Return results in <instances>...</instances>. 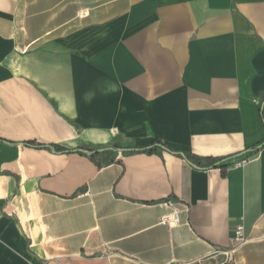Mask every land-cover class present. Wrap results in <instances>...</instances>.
Returning a JSON list of instances; mask_svg holds the SVG:
<instances>
[{
    "label": "crops",
    "instance_id": "1",
    "mask_svg": "<svg viewBox=\"0 0 264 264\" xmlns=\"http://www.w3.org/2000/svg\"><path fill=\"white\" fill-rule=\"evenodd\" d=\"M137 1L140 93L69 39L86 0H0V264H264V0Z\"/></svg>",
    "mask_w": 264,
    "mask_h": 264
},
{
    "label": "rangeland",
    "instance_id": "2",
    "mask_svg": "<svg viewBox=\"0 0 264 264\" xmlns=\"http://www.w3.org/2000/svg\"><path fill=\"white\" fill-rule=\"evenodd\" d=\"M97 4V0H86L85 8L80 12L77 11L74 19L66 22L55 20L54 24L59 25L65 22L63 27L70 30L69 39L71 41L77 39L75 34L78 30H85L86 50L90 47L96 49L98 54H101L107 61L108 59L110 61L111 55H117L118 69L130 66V70L124 74L127 78L123 75L125 79L123 85L130 91L140 93L148 86L144 83L143 77L158 75V52L153 51L155 47L152 48L153 50L146 47L148 39L153 41V36L149 31L153 21L148 19V16L155 11V6L136 0L135 2L115 3L107 11L100 12L93 9ZM135 6L144 8L146 12L144 13V9L138 10L137 14L127 19L126 11ZM175 27L180 28L178 25ZM148 48L151 51H148Z\"/></svg>",
    "mask_w": 264,
    "mask_h": 264
},
{
    "label": "built area",
    "instance_id": "3",
    "mask_svg": "<svg viewBox=\"0 0 264 264\" xmlns=\"http://www.w3.org/2000/svg\"><path fill=\"white\" fill-rule=\"evenodd\" d=\"M241 162H244V160ZM165 205L168 206L169 211L160 218L159 224L166 226L177 225L179 223V211L177 208L170 206L168 203H165ZM242 242H244L242 227L238 226L234 231L232 243L234 245H238Z\"/></svg>",
    "mask_w": 264,
    "mask_h": 264
},
{
    "label": "water",
    "instance_id": "4",
    "mask_svg": "<svg viewBox=\"0 0 264 264\" xmlns=\"http://www.w3.org/2000/svg\"><path fill=\"white\" fill-rule=\"evenodd\" d=\"M112 150H114V151H119V152H121L122 150L121 149H112ZM87 154H91V153H87Z\"/></svg>",
    "mask_w": 264,
    "mask_h": 264
},
{
    "label": "trees",
    "instance_id": "5",
    "mask_svg": "<svg viewBox=\"0 0 264 264\" xmlns=\"http://www.w3.org/2000/svg\"><path fill=\"white\" fill-rule=\"evenodd\" d=\"M148 151H151V150H148ZM112 161H113V159H110V160L106 161V163L112 162ZM106 163H103V164H106Z\"/></svg>",
    "mask_w": 264,
    "mask_h": 264
}]
</instances>
